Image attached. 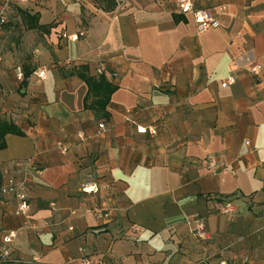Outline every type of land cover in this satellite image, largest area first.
Wrapping results in <instances>:
<instances>
[{"label":"crops","instance_id":"1","mask_svg":"<svg viewBox=\"0 0 264 264\" xmlns=\"http://www.w3.org/2000/svg\"><path fill=\"white\" fill-rule=\"evenodd\" d=\"M194 6L226 15L198 34L173 0L9 6L0 168L28 207L2 198L0 248L13 242L0 264H264V0ZM83 77L115 88L103 111Z\"/></svg>","mask_w":264,"mask_h":264},{"label":"built area","instance_id":"2","mask_svg":"<svg viewBox=\"0 0 264 264\" xmlns=\"http://www.w3.org/2000/svg\"><path fill=\"white\" fill-rule=\"evenodd\" d=\"M21 0H0V33L3 31L4 27L8 23V8L11 4L19 2ZM173 3L175 5V9L178 14L180 15H189L194 21L196 32L198 34H202L206 32L209 29H217L219 27V20L218 17H222L226 15L225 9L221 8L216 11L210 10V9H202V8H196L194 6V0H173ZM73 38V37H68ZM75 39V36H74ZM260 70L259 65H255L251 71L253 73H257ZM47 75V69L42 67L37 69L33 73V77L37 79L38 81H43L46 79ZM18 79H22V75L19 74ZM233 83L232 78H228L225 82L221 84V87H226L227 85ZM99 128H103V125H99ZM141 130V129H140ZM147 132L151 135L155 134L154 128L150 127L147 129ZM59 149L62 153L66 152V147L60 145ZM216 164V159L214 157H209L207 159V167L208 169L214 170ZM15 167L27 169L29 166V163L27 161L23 162H15ZM82 192L84 193H95L97 192V186L93 183L86 184L82 188ZM14 196V198L18 201V209L16 211V214H24L25 210L28 207L27 199L24 192V185L23 182L19 183L16 181L14 177H9L5 181H3V184L1 186V196L2 198L4 196ZM222 213L225 214H231L232 213V205L231 203H225L223 208L220 209ZM105 218L108 217V215H104ZM190 227V233L196 237L198 240H203L206 237V234L204 232V224L200 221L195 222L193 225H189ZM3 246L0 248V263L10 256L11 250H12V242H13V235H8L3 238L2 240ZM83 252V250H80ZM82 264H95V261L89 258H84L82 260ZM219 264H227L226 262H220Z\"/></svg>","mask_w":264,"mask_h":264},{"label":"trees","instance_id":"3","mask_svg":"<svg viewBox=\"0 0 264 264\" xmlns=\"http://www.w3.org/2000/svg\"><path fill=\"white\" fill-rule=\"evenodd\" d=\"M83 80L88 86V95L93 94L94 96H97L99 98L97 101L94 102L92 109L96 108L97 110L103 111L106 104L109 101L110 95L113 93L115 88L105 83L101 77L98 79V81H94L88 77H83ZM11 131H14V128L11 125L0 123V136L6 133H10ZM2 184H3V176L0 168V203L2 202V196H1Z\"/></svg>","mask_w":264,"mask_h":264}]
</instances>
